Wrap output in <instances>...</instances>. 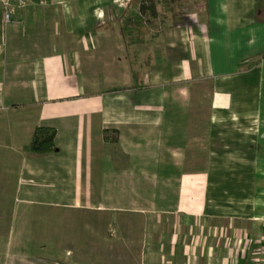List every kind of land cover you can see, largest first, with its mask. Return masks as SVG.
<instances>
[{"label": "crops", "instance_id": "0c3cea01", "mask_svg": "<svg viewBox=\"0 0 264 264\" xmlns=\"http://www.w3.org/2000/svg\"><path fill=\"white\" fill-rule=\"evenodd\" d=\"M155 3L142 44L124 31L133 0H30L10 23L0 3L10 253L29 251L36 215L65 213L106 219L74 236L103 264H264V0H201L191 21L170 15L174 1L162 29ZM199 80L210 83L206 134L200 112L188 121L185 84ZM39 126L56 129L55 151L25 149ZM203 148V164L187 157ZM124 176L135 206L118 200Z\"/></svg>", "mask_w": 264, "mask_h": 264}, {"label": "rangeland", "instance_id": "374dc122", "mask_svg": "<svg viewBox=\"0 0 264 264\" xmlns=\"http://www.w3.org/2000/svg\"><path fill=\"white\" fill-rule=\"evenodd\" d=\"M133 1H135V6L138 7L140 0ZM147 1L150 3V0ZM153 2H158L157 9L159 12L156 16L158 18L155 20V25L157 27L156 29H162L169 23L167 20L163 19H166L167 17V14L164 13L166 10L164 5H170V3L163 0H153ZM200 3L201 0H176V6L170 15L174 16V19L176 20L191 21V18L197 19L196 14L200 13V9L198 7ZM147 13L148 12L142 14L145 19V23L147 24L150 22L151 25L152 22L149 17L152 16L150 13L149 15ZM173 23L174 22H171V24ZM185 85L188 87L191 86V96L189 97L190 99L192 98L194 100V102L188 105V111H190L188 121L194 120L190 117L193 113L196 111V113L200 112L199 118L196 119L198 130L201 129L202 132L206 134L208 126L207 112L210 100V83L206 80H199L198 82H192ZM181 86H184V84ZM186 93L187 92H184L185 95ZM178 107L180 106L178 105ZM121 128H123L121 129L122 133L125 131L128 132L129 128ZM122 133H120V136ZM130 143L131 138L128 139L127 144ZM205 150L206 149L203 148V150H199L200 152L198 154H188L187 157H191L193 162L197 161L199 162L198 164H201L202 160L204 162ZM113 185L117 189L116 193L119 195L118 200L122 202L123 206H135V180H133V178L124 176V182L117 184L113 183ZM173 190H175L174 184ZM105 221L106 219L97 215L80 217H71L65 213L51 214L49 216L36 215L35 221L33 223L34 227L32 231L31 242L28 244L31 247H28V245L26 246V248H29V251L27 250V252L19 251L16 249L17 247H12L11 253L9 250L7 251V247L4 246V241L8 237V232L0 231V264H103L101 263L102 261L100 259L107 258H104L100 255V250H98V248L92 246L84 248L79 246L78 244L80 242L76 240L74 236L79 239L83 238V222L89 224L92 223L93 226L96 225V229H101V227L106 223ZM74 223H77V225ZM78 224L81 225L78 226ZM77 228L81 230L78 232L79 235H77V232L75 231ZM12 236L13 238L18 237H15L14 234ZM20 260H22V262Z\"/></svg>", "mask_w": 264, "mask_h": 264}, {"label": "trees", "instance_id": "16d2710c", "mask_svg": "<svg viewBox=\"0 0 264 264\" xmlns=\"http://www.w3.org/2000/svg\"><path fill=\"white\" fill-rule=\"evenodd\" d=\"M152 1V2H151ZM168 3H172L176 0H163ZM139 6H135V10L128 9L127 20L132 21L125 23L124 31L127 32V39L131 42L140 43L144 40H139L138 33L144 31L146 28L145 19L142 13L151 12V15H155L156 5L153 0L148 3L147 0H140ZM130 10V11H129ZM140 11V13H139ZM135 34V35H134ZM135 36V37H134ZM264 56V52L259 57ZM108 132V130H107ZM106 132V133H107ZM57 131L53 127L39 126L35 129L30 143L26 146V150L36 154H46L56 150L55 138Z\"/></svg>", "mask_w": 264, "mask_h": 264}, {"label": "built area", "instance_id": "2783aa9c", "mask_svg": "<svg viewBox=\"0 0 264 264\" xmlns=\"http://www.w3.org/2000/svg\"><path fill=\"white\" fill-rule=\"evenodd\" d=\"M30 0H0L4 8V16L7 23L14 22V15L21 8H24Z\"/></svg>", "mask_w": 264, "mask_h": 264}]
</instances>
